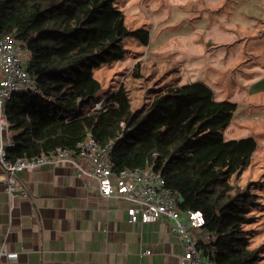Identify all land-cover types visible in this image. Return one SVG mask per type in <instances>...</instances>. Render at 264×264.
<instances>
[{
	"label": "trees",
	"instance_id": "obj_1",
	"mask_svg": "<svg viewBox=\"0 0 264 264\" xmlns=\"http://www.w3.org/2000/svg\"><path fill=\"white\" fill-rule=\"evenodd\" d=\"M116 1L0 0V36L12 35L30 54L27 72L38 88L17 92L6 104L9 158L76 151L88 134L102 145L113 141L116 171L151 167L182 210L204 214L203 233L214 238L199 246L215 264H262L253 224L263 211L258 190L264 180L241 183L258 142L221 133L238 104L218 101L202 82L170 84L140 109L124 84L98 97L93 69L121 60L129 38L150 43L149 31L128 27Z\"/></svg>",
	"mask_w": 264,
	"mask_h": 264
},
{
	"label": "crops",
	"instance_id": "obj_2",
	"mask_svg": "<svg viewBox=\"0 0 264 264\" xmlns=\"http://www.w3.org/2000/svg\"><path fill=\"white\" fill-rule=\"evenodd\" d=\"M206 1L214 12H220V26L233 33L235 26L245 28L244 34L261 33L264 0H231V5L230 0ZM236 68L227 72L232 85L242 90V97L234 103L248 105L249 98L263 93L260 83L264 74L250 68V77L240 75L249 83L245 84L235 78V70L241 73ZM3 178L0 165V245L17 258L3 257L0 264H180L179 257L185 253L168 220L156 224L129 222L128 202L102 197L98 185L78 178L70 165H46L21 172L26 195L17 193L11 216L7 214ZM147 250L151 254H145Z\"/></svg>",
	"mask_w": 264,
	"mask_h": 264
},
{
	"label": "rangeland",
	"instance_id": "obj_3",
	"mask_svg": "<svg viewBox=\"0 0 264 264\" xmlns=\"http://www.w3.org/2000/svg\"><path fill=\"white\" fill-rule=\"evenodd\" d=\"M228 3L231 5L232 1ZM115 5L124 12L127 25L149 31L150 43L146 46L129 38L121 60L93 69L101 83L98 94L101 100L124 84L133 108L140 109L170 84L202 82L213 88L217 100L234 102L242 97V90L232 85L231 75H227L230 69H240L241 73L235 70V78L245 84L249 83L240 75L250 77L249 73H253L250 68H255L258 75L264 74V22L259 28L261 33L244 34L242 31L246 29L240 26H235L233 33L220 26V12H214L206 0H117ZM260 85L264 89V80ZM262 92L249 98L248 105L239 104L230 125L221 131L226 140L253 136L258 142L251 167L241 178L243 186L250 180H264ZM260 189L258 193L264 201V183ZM262 210L259 222L253 226L259 230L255 244L262 246L264 256V207Z\"/></svg>",
	"mask_w": 264,
	"mask_h": 264
},
{
	"label": "built area",
	"instance_id": "obj_4",
	"mask_svg": "<svg viewBox=\"0 0 264 264\" xmlns=\"http://www.w3.org/2000/svg\"><path fill=\"white\" fill-rule=\"evenodd\" d=\"M30 54L15 42L12 35L0 36V165L11 216L17 193L26 195L20 174L27 169L46 165H70L78 178H87L99 187L104 198H116L130 204L127 210L129 222L156 224L170 222L171 232L177 234L184 245L185 253L179 257L180 264H215L210 254L199 246V242L210 241L214 236L204 235L205 216L201 211L182 210L176 193L166 186L161 172L151 167L116 171L111 160L114 142L99 144L88 134L76 151L58 148L50 154L33 158L12 160L8 149L13 146L10 124L6 116V104L17 92L38 91L37 84L27 72ZM103 101L95 108H101ZM145 254H151L147 250ZM17 258L9 254L5 245H0L2 258Z\"/></svg>",
	"mask_w": 264,
	"mask_h": 264
}]
</instances>
